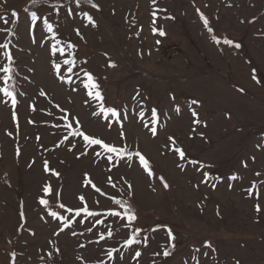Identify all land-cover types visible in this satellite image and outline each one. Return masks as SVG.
<instances>
[{"label":"rangeland","instance_id":"374dc122","mask_svg":"<svg viewBox=\"0 0 264 264\" xmlns=\"http://www.w3.org/2000/svg\"><path fill=\"white\" fill-rule=\"evenodd\" d=\"M40 1L47 4L25 11ZM57 1L0 0V44L9 43L14 63L7 86L16 98L13 106L12 98L0 92V264H12V253L16 264H264V0H93L99 11L88 4L77 8L76 0L51 7ZM32 12L38 17L35 28ZM154 27L166 35L154 34ZM57 40L64 54L53 56ZM66 59L75 60L71 71ZM7 64L0 49V68ZM53 64L61 65L64 82ZM85 72L98 84L103 106L121 113L119 123L103 113L92 115L100 111V102L87 96ZM4 76L0 71V88L6 86ZM41 90L46 96L39 95ZM192 100L199 102L191 110L198 112L200 124L193 122ZM57 104L71 114L67 120ZM153 108L159 116L155 137L143 127L145 122L151 126ZM74 119L86 134L127 148L132 159L109 164L98 146L68 134L66 125ZM176 146L185 151V160L171 151ZM136 151L149 160L152 177L139 166ZM45 161L59 177L44 171ZM202 172L214 179L201 183ZM233 174L241 179L228 180ZM253 182L258 199L246 192ZM45 185H51L52 195L45 196ZM79 196L100 215L73 223L76 236L71 229L56 236L58 221L46 213L68 216L59 204L77 208ZM109 197L129 203L137 216L131 227L107 215L123 213ZM41 198L49 200L47 209ZM97 219L103 223L95 224ZM89 227L92 232L85 231ZM137 228L140 243L123 247ZM101 233L105 240L95 243ZM55 248L60 254L48 261ZM165 248L171 252L167 258ZM109 249H118L112 260ZM134 250L141 257L134 258Z\"/></svg>","mask_w":264,"mask_h":264},{"label":"snow or ice","instance_id":"6c2138e0","mask_svg":"<svg viewBox=\"0 0 264 264\" xmlns=\"http://www.w3.org/2000/svg\"><path fill=\"white\" fill-rule=\"evenodd\" d=\"M81 2H82V0H76L77 8L80 7ZM83 3H86V4L90 5V7L92 9L96 10V11L100 10L99 9V5L96 4L95 2H93V0H83ZM51 7L58 8L60 6L54 4ZM25 11H27V9H25ZM197 11H199V10H197ZM17 15H18L17 12H15V11L11 12V17L16 18ZM68 15L69 16L73 15V12L71 10H69L68 11ZM153 15H155V13H153ZM84 18L87 20L89 25H91L92 27L96 26L93 17L91 15H89L87 12L84 13ZM201 19L204 22V26L206 28H208V23L209 22L203 16V14H201ZM37 21H38L37 14L35 12H32L31 13V22H32V27L33 28H35L37 26ZM4 23H9V21L5 20ZM44 24L46 25L48 32L51 33L53 31L52 25L50 23H48V21L46 19L44 20ZM153 24H155V20H153ZM0 31H4V29L0 28ZM152 31H153L154 34L158 33L159 36H165L166 35V33L163 30H158L155 27L152 29ZM209 31H211L210 28H209ZM76 34L78 36L80 35L78 29L76 30ZM53 39L55 40V36H53ZM213 39H215V37H213ZM33 42H35V40H33ZM157 43H159V41H157ZM224 43L228 44L230 46H233L235 48H240L241 47L239 44H233V42L231 40H225ZM59 44H60V41L57 40L56 44L52 45L51 54L53 56H55L58 51L60 52L61 55L64 54V49L57 47V45H59ZM8 47H9V43H7V42L0 44V49H4L5 50V55H6L7 60H8V64L6 66H3L2 68H0V71L5 73L4 83L6 85L5 87L0 88V92H2L3 95L6 96V97H11L13 106H15L16 98L13 95V92L10 91L9 87L7 86L8 82L12 79L11 73L13 71V68H12L11 65L14 63L12 54L7 51ZM67 47L71 49V48H74V45L69 43L67 45ZM69 55H72V54L69 53ZM64 64L69 65V71H71V67L74 66L75 60L74 59H66L64 61ZM52 67L55 69L57 78L61 82H64L65 78L61 74V65L60 64H53ZM109 67H115V64H109ZM85 77H86V82L83 84V87H84V89H87V96L89 98H91V99H94V100H97V101L100 102V111L99 112L93 111L92 115L99 116L101 113H103L104 114V118L106 120H108L109 117H112V118H115L116 121L119 123L120 120H121V113L119 111H117L116 109H114V108H105L103 106V97H102L100 91L98 90V84L95 82L94 77L90 73H87V72H85ZM252 79L256 80V76L253 75ZM257 82L259 83L260 81H257ZM241 91H243V90L241 89ZM39 95L43 97V96H46V93L43 90H41ZM173 99H175V98L173 97ZM198 103H199L198 101L192 100L190 105H189L190 110L192 109V106L198 105ZM56 107L60 108V106L58 104L56 105ZM60 111L65 113V115L62 117V119H64V120H67L69 118V116L71 115L70 113L67 112L66 109L60 108ZM175 111L179 114L181 109L179 107H176ZM138 115L140 116L141 119H143V117H144L143 111H141ZM191 115L194 118V120H193L194 123H196V124H200L201 123V121L198 118L199 114H198V112L196 110H191ZM123 118L126 119L127 117L125 116ZM13 119L14 120L16 119V114L15 113H13ZM158 120H159V116H158L157 109L153 108V109H151V121H150L151 126L149 125L148 122H145L143 124V127L148 128V130L151 132L153 137H155L157 135L156 124L158 123ZM29 123H32V121H29ZM74 125L76 126L75 130H73ZM106 126H108V125H106ZM204 126L206 127V125H204ZM81 128H82V125L80 124V121L78 119H74L71 123H68L66 125V129H67L68 134L70 136L81 137L83 142H84V144L86 146H98L100 149L103 150V153L108 154L106 159H107V162L109 164H113V166H115V163L117 161H119V160H125V158H126L127 160L130 161L132 159L133 153L129 152V150L127 148L114 146V145H112V144H110L108 142H105L102 138H97L95 136L86 134L84 131L81 130ZM122 128H123V125H121V129ZM120 136L123 139L124 136H125V133L123 131H121L120 132ZM65 139H67V137H65ZM169 140L172 141L173 144H175V140L172 137H169ZM257 146L260 147V145H257ZM171 151H173L178 156L180 161H183V160L186 159V153H185V151L182 148L176 146V147H173L171 149ZM84 154L85 153H83V152L81 153V155H84ZM96 155L100 156L101 153L100 152H96ZM134 155L138 158L139 166L145 172H147V175L149 177H152L154 173H153V171L151 169V165H150L149 160L140 151H136L134 153ZM189 162L191 164H193V165H196L198 163L195 160H192V161H189ZM177 167H181V169L183 170V165L178 163ZM203 167H205V166L204 165H200V168H203ZM243 167L246 168L247 164L245 163L243 165ZM110 170L111 169H109V171ZM44 171L45 172H51V174L53 176L59 177V175H60L55 170H51L49 168V164H48L47 161L44 162ZM260 175H261V173H259V172L256 173V176H260ZM212 179H214V178L211 177L208 172H202V178H201L200 182L204 183V184H207L209 182V180H212ZM215 179H219V178L217 177ZM240 179H241V177L239 175H237V174H233V175H230L228 177V180H230V181H239ZM160 182L163 184V187L165 189L168 188V184L164 180L163 177H160ZM87 183L91 184V181L89 180ZM109 183H111V178H109ZM91 186L97 193H100L101 195H105V193H103L101 191V189L99 187H97L95 184H91ZM111 186L115 187L116 185L112 184ZM213 187H215V184H213ZM229 187H231V185H229ZM129 188H131V185H129ZM43 191H44L45 196L52 195L51 185H45ZM246 192H247V194L249 196H254L257 199L259 198V190L257 189V185H256L255 182H253L250 185V187L246 189ZM109 199H111L112 202L115 205H118L120 208L124 209V211H123V213H121L120 211L113 210V211H109L107 213V215L111 216V217H115V218H120L121 220H126L127 223L124 224L123 226L124 227H131L132 223L134 221H136V219H137V216L135 215L134 211L131 209V206L127 205L125 202H123L120 199H115L114 197H109ZM78 200L80 201V206L77 207V208H72V207L66 206L63 203L59 204V207L61 209H64V211L69 214L68 216H61L56 211H48L46 213L47 216H49L52 219L58 221V224H57L58 231H56L54 233L56 236H59L60 233L64 232L67 229H71V235L76 236L77 235L76 231L74 229H72V224L73 223H82L84 221V219H86V218L98 217L100 215V213H98V212L89 210V208L87 206V201H86L84 196H79ZM39 204L41 206H43L44 209H47L49 207V200L45 199V198H41L39 200ZM255 211L257 213H260L262 211L261 206H260L259 203L255 204ZM20 217H21L22 220L24 219L23 212L20 213ZM75 218H79V219H75ZM41 219L43 220L44 218L41 217ZM102 223H103V221L99 220V219H97L95 221V224H102ZM92 230H93L92 227H89V228L85 229V231H87V232H92ZM141 231L142 230L139 229V228L135 229L130 234V236H128V238L125 240V243H124L123 247H131V246H133L135 244L140 243V241L137 239V237L140 236ZM83 234H84L83 232L80 233V235H83ZM113 234L114 233L111 230H109L107 232V236L109 238L112 237ZM33 235H35V233H33ZM167 236L169 238V241H172V240L175 239V237L173 236V234H172L170 229L167 231ZM147 239H148L147 237H144V241L143 242H144L145 246H147ZM102 240H105V235L103 233H101L99 235V239L96 240L95 243H99ZM49 243H52V241H49ZM79 247L80 248H84L85 245L84 244H80ZM171 247L174 249L175 245L171 244ZM205 247L210 248L211 245L210 244H206ZM114 251H118V249H109L107 251V256H108L109 260L114 259V256H113V252ZM197 251H199V250L197 249ZM54 254L55 255L60 254L59 248H55L54 252L53 251H49L47 253L48 261H52L53 260ZM160 254L161 253H156V255H160ZM162 255L165 258H167V257H169L171 255V252L169 250H167V248H165V250L163 251ZM139 257H141V252L140 251H135L134 258L138 259ZM41 259H44V257H41ZM77 259H80L81 261H83L82 257H77ZM11 261H12V264H16V254L15 253L11 254ZM101 264H103V262H101Z\"/></svg>","mask_w":264,"mask_h":264},{"label":"trees","instance_id":"16d2710c","mask_svg":"<svg viewBox=\"0 0 264 264\" xmlns=\"http://www.w3.org/2000/svg\"><path fill=\"white\" fill-rule=\"evenodd\" d=\"M68 1L67 0H59V1H57L56 3H53V4H50V5H64V4H66ZM47 4V2H44V1H40V2H31L28 6H27V11H32V10H34L35 8H37V7H39V6H41V5H46ZM81 4H86V3H83V0H82V2H81ZM49 5V4H48ZM121 200V199H120ZM123 202H125L127 205H129V203L127 202V201H124V200H122ZM122 211H124V209L122 210Z\"/></svg>","mask_w":264,"mask_h":264}]
</instances>
